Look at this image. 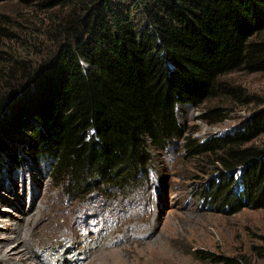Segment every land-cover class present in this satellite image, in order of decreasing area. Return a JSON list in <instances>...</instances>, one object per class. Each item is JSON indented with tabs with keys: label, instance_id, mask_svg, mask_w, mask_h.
Here are the masks:
<instances>
[{
	"label": "trees",
	"instance_id": "1",
	"mask_svg": "<svg viewBox=\"0 0 264 264\" xmlns=\"http://www.w3.org/2000/svg\"><path fill=\"white\" fill-rule=\"evenodd\" d=\"M263 30L264 0H80L40 59L0 47V155L17 160L11 143L28 129L24 152L50 153L53 176L79 195L100 180L132 188L154 151L182 139L187 153L212 155L220 167L217 204L231 212L241 200L263 207L264 146L248 142L264 133V109L246 127L201 141L176 110L215 95L241 96L220 76L238 68L264 72ZM226 117L222 107L199 115L210 123Z\"/></svg>",
	"mask_w": 264,
	"mask_h": 264
},
{
	"label": "rangeland",
	"instance_id": "2",
	"mask_svg": "<svg viewBox=\"0 0 264 264\" xmlns=\"http://www.w3.org/2000/svg\"><path fill=\"white\" fill-rule=\"evenodd\" d=\"M79 2L0 0L6 33L0 47L40 59L53 46L56 25ZM10 33L31 43L22 45L23 37ZM220 80L238 86L241 96L215 95L198 107L177 104L180 123L198 141L242 129L264 109L263 71L238 68ZM210 107H222L227 117L200 119ZM18 133L20 140L11 143L17 160L0 155V264H222L216 256L264 264V206L241 200L231 212L217 204L220 167L212 155L187 153L182 139L154 151L132 188L100 180L99 188L78 195L53 176L50 153L24 152L28 129ZM248 144L264 146V133Z\"/></svg>",
	"mask_w": 264,
	"mask_h": 264
},
{
	"label": "bare ground",
	"instance_id": "3",
	"mask_svg": "<svg viewBox=\"0 0 264 264\" xmlns=\"http://www.w3.org/2000/svg\"><path fill=\"white\" fill-rule=\"evenodd\" d=\"M4 237H5V236H4ZM7 240H8V239H7ZM23 242H24V241H23ZM6 250H7V249H6ZM15 251H16V250H15ZM9 254H10V253H9ZM19 255H20V254H19ZM12 256H13V255H12ZM22 256H23V257H21L22 260H24V258L26 259V255H25L24 253L22 254ZM17 257H18V256H17ZM21 259H19V260H21ZM27 262H28V261H27Z\"/></svg>",
	"mask_w": 264,
	"mask_h": 264
}]
</instances>
